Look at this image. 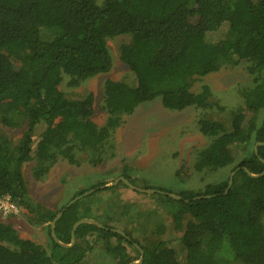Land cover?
Segmentation results:
<instances>
[{
    "label": "trees",
    "instance_id": "16d2710c",
    "mask_svg": "<svg viewBox=\"0 0 264 264\" xmlns=\"http://www.w3.org/2000/svg\"><path fill=\"white\" fill-rule=\"evenodd\" d=\"M222 31L223 40L211 42L210 37ZM118 36L128 37V43L120 46L119 59L135 84L104 81L103 107L109 117L98 129L89 120L92 96L70 100L60 85L65 78L68 87H75L108 73L112 59L107 41ZM240 61L247 62L255 76L254 88L243 96L253 117L246 120L242 112L232 115L230 129L219 138L227 131L225 125L200 119L199 131L215 140L199 153L194 168L222 167L213 156L233 144L250 143L249 155L224 182L207 184L191 197H161L171 217L169 227L180 233L177 247L171 246V240L141 243L131 234L121 236L109 230L117 244L107 253L118 264L134 262L120 245L125 242L143 251L140 264H264L263 253L258 252L264 248V145L254 149L264 143V115L256 112L258 103L264 107V0H102L100 5L95 0H0V119L10 129L27 127L16 145L0 131V197L9 195L41 224L52 221L37 213L39 205L25 202L21 181V166L31 159L34 127L41 120L58 119L37 151L40 163L52 159V145L63 151L60 147L67 135L96 149L116 126L119 115H131L144 103L159 99L164 109L174 112L206 107L208 88L202 86L199 93H193L194 82ZM231 174L230 188L224 193ZM155 202L157 207L161 203ZM77 204L54 224V234L63 244L70 243L71 227L81 218L75 214ZM160 206L164 208L159 205L158 211ZM145 217L150 219V234L162 237L168 230L154 210ZM97 229L82 224L75 238ZM48 238L49 255L41 245L0 222V264H88L81 254L73 258L66 253L75 250V245L66 250L55 243L50 227Z\"/></svg>",
    "mask_w": 264,
    "mask_h": 264
},
{
    "label": "rangeland",
    "instance_id": "374dc122",
    "mask_svg": "<svg viewBox=\"0 0 264 264\" xmlns=\"http://www.w3.org/2000/svg\"><path fill=\"white\" fill-rule=\"evenodd\" d=\"M95 2L100 5L102 0ZM223 33L224 31L211 36V42L217 44L222 41ZM125 43H128L127 36L107 41L106 48L112 59V68L108 73L87 79L75 87L66 85L67 78L60 85V91L70 100L82 101L92 96L89 120L98 129L106 125L109 117L103 107L104 81L110 79L135 84L134 76L119 59L120 46ZM254 80L255 76L249 72L247 62L225 64L192 85L193 93H199L202 86L208 88L206 107L192 106L174 112L164 109L159 99L144 103L131 115H119L116 126L110 129L105 140L96 149L84 147L72 135H67L62 139L60 149L63 151L52 145L49 148L52 159L43 161L44 163L37 161V151L49 138L58 119L41 120L34 127L30 144L31 159L21 166L25 202L30 206L39 205L37 213L53 220L60 212L63 214L68 211L73 204L68 207L65 205L73 197L81 192H89L79 198L76 217L95 221L108 230L96 226L97 230L82 238H75V250L69 251L65 247L66 253L71 257L81 254L83 261L88 264H118V260L107 253L108 248L117 244L116 238L108 233L112 229L131 234L135 241L141 243L147 239L162 238L171 240V246L177 247L179 244L176 238L180 233L169 227L171 217L163 206L161 197H191L202 191L207 184L224 182L231 170L249 155L250 143L237 146L233 144L213 156L222 167L202 171L194 168L199 153L215 140V137L206 136L199 131V120L205 118L223 123L227 131L218 134L219 138L225 136L223 134L230 129L232 115L242 112L246 120L253 117L245 106L243 96L246 91L254 88ZM257 107V114L264 115V107L259 103ZM246 126L247 122L243 121V127ZM26 129L25 125L10 129L3 126L0 119V131L8 135L13 145L21 140ZM119 178H124L136 190L121 181L111 185ZM156 199L160 200L159 205L165 209L160 206L158 211ZM17 204L16 213L9 216L0 214V222L12 227L20 237L41 245L49 255L51 241L48 238V228L51 221L41 224L29 209L19 202ZM149 210H154V215L157 214L167 224L168 230L162 237L150 234V219L145 217ZM72 216L69 213V217ZM120 245L125 248L131 261L139 260V251L135 250V246H129L125 242ZM258 252L263 253L264 257V248H259ZM178 255L182 256V253Z\"/></svg>",
    "mask_w": 264,
    "mask_h": 264
},
{
    "label": "water",
    "instance_id": "95a60500",
    "mask_svg": "<svg viewBox=\"0 0 264 264\" xmlns=\"http://www.w3.org/2000/svg\"><path fill=\"white\" fill-rule=\"evenodd\" d=\"M260 145H264V143H257L256 146H254V149H256V147L257 146H260ZM262 174H260V175H262ZM252 176H254V175H252ZM254 177H258V176H254ZM231 178H232V174L229 177L228 186H227V188H226V190H225L224 193H226L228 191V189L230 188V185H231V182H232V179ZM119 181L123 182L126 186L130 187L131 189H135L136 190V188L133 187L131 184H129L128 181H126L124 178L117 179L116 181L112 182L111 185H114V184H116ZM108 186H110V185H108ZM139 191L144 192L146 190H139ZM151 192H156V191L155 190H151ZM88 193L89 192H85L83 195L78 196V197L74 198L75 200L74 199L73 200L74 201H77L79 198H81L82 196H84V195H86ZM170 197L176 198V199H180L181 198L179 196H174V195L173 196L170 195ZM73 200H71L70 203L67 204L65 207H68L71 204H73L74 203ZM61 215L62 214L60 212L49 224H50V230H51V237H52V239L54 240L55 243H57L58 245H60L62 247L70 248V247H72L74 245V242H75V231H76L77 227L80 226V225H82V224L87 223V224H91V225L97 226L98 228H104L102 225L98 224L95 221L88 220V219H80L77 222H75V224H73V226L71 228V232H70V243L69 244H63L60 241H58V239L56 238V236L54 234V224L59 219V217ZM105 230H108V229H105ZM110 231H112L114 233H117V234H120L121 236H125L124 233L122 231H120V230H113L112 229ZM125 238L128 240V237H125ZM133 246H135L138 249V251H139V260L138 261L131 262V263H128V264H140L142 262V260H143V251L136 244H133Z\"/></svg>",
    "mask_w": 264,
    "mask_h": 264
},
{
    "label": "built area",
    "instance_id": "2783aa9c",
    "mask_svg": "<svg viewBox=\"0 0 264 264\" xmlns=\"http://www.w3.org/2000/svg\"><path fill=\"white\" fill-rule=\"evenodd\" d=\"M17 204L12 201L9 195H4L0 197V214L3 216H8L16 213Z\"/></svg>",
    "mask_w": 264,
    "mask_h": 264
},
{
    "label": "clouds",
    "instance_id": "9594fccd",
    "mask_svg": "<svg viewBox=\"0 0 264 264\" xmlns=\"http://www.w3.org/2000/svg\"><path fill=\"white\" fill-rule=\"evenodd\" d=\"M78 196H81V195H78ZM78 196H76V197H78ZM76 197H74V198H76ZM74 198H73V199H74ZM73 199H72V200H73ZM11 200H12V199H11ZM78 200H79V199H78ZM78 200H77V201H78ZM12 201H14V200H12ZM70 201H71V200H70ZM14 202H16V204L18 203L16 200H15ZM75 202H76V201H75ZM75 202H74V203H75ZM65 206H66V205H65ZM17 209H18V204H17ZM61 211H62V210H61ZM1 215H2V214H1ZM11 215H12V214H11ZM2 216H3V215H2ZM8 216H9V215H8ZM58 241H59V240H58ZM61 243H62V242H61Z\"/></svg>",
    "mask_w": 264,
    "mask_h": 264
}]
</instances>
